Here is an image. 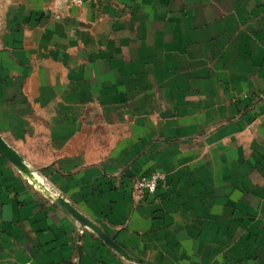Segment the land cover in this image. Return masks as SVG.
Segmentation results:
<instances>
[{
	"label": "crops",
	"instance_id": "obj_1",
	"mask_svg": "<svg viewBox=\"0 0 264 264\" xmlns=\"http://www.w3.org/2000/svg\"><path fill=\"white\" fill-rule=\"evenodd\" d=\"M0 136L133 259L0 154V264H264V0H0Z\"/></svg>",
	"mask_w": 264,
	"mask_h": 264
},
{
	"label": "water",
	"instance_id": "obj_2",
	"mask_svg": "<svg viewBox=\"0 0 264 264\" xmlns=\"http://www.w3.org/2000/svg\"><path fill=\"white\" fill-rule=\"evenodd\" d=\"M0 154L3 155L11 164L23 175L26 181L33 187L48 193L49 198L61 207L67 214H69L82 228L91 230L97 237H99L105 244L113 249L118 255L126 260L132 261L133 259L121 249L99 226L93 223L80 211H78L69 201H67L60 194L49 191L41 181V179L31 171L22 158L3 140L0 136ZM80 237V236H79ZM79 240V238H78Z\"/></svg>",
	"mask_w": 264,
	"mask_h": 264
},
{
	"label": "built area",
	"instance_id": "obj_3",
	"mask_svg": "<svg viewBox=\"0 0 264 264\" xmlns=\"http://www.w3.org/2000/svg\"><path fill=\"white\" fill-rule=\"evenodd\" d=\"M65 5L78 6L83 3V0H63ZM164 181V175L160 172H153L148 175L137 177L133 182L135 192L138 194H153L158 185ZM82 230H79L81 234ZM216 264V263H213Z\"/></svg>",
	"mask_w": 264,
	"mask_h": 264
}]
</instances>
